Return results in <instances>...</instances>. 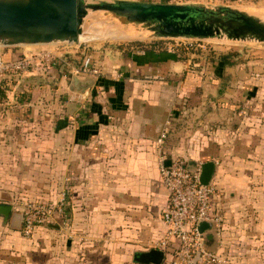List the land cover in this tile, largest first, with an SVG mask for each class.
<instances>
[{"label":"crops","instance_id":"obj_1","mask_svg":"<svg viewBox=\"0 0 264 264\" xmlns=\"http://www.w3.org/2000/svg\"><path fill=\"white\" fill-rule=\"evenodd\" d=\"M3 57L19 56L7 50ZM158 57L142 50L124 61H106L101 68L95 59L90 70L75 74L83 61L67 63L63 56L51 66L42 64L44 69L34 67L15 87L14 79L7 80L1 94L0 105L7 107L1 116L15 122L23 120L24 110L31 112V96L53 98L49 125L18 126L30 135L12 144L18 150L12 156L19 165L33 166L30 173L47 177L55 197L51 203L63 205L64 220L34 232L65 228L71 250L81 246L83 259L93 264H136V254L153 249L163 252L162 264L171 261L169 250L159 247L167 231L161 215L168 192L157 166L156 143L163 129L167 134L161 149L167 164L175 159L191 167L213 162L212 185L220 166L234 157L231 150L255 148L252 134L247 130L244 137L238 121L233 125L244 117L243 110L225 106L231 96H202L203 83L191 86V76ZM208 76L211 84L218 80L212 70ZM74 78L78 85L71 88ZM50 84L53 89L48 91ZM0 145L2 150L11 147L6 141ZM0 159L9 164L3 153Z\"/></svg>","mask_w":264,"mask_h":264},{"label":"rangeland","instance_id":"obj_2","mask_svg":"<svg viewBox=\"0 0 264 264\" xmlns=\"http://www.w3.org/2000/svg\"><path fill=\"white\" fill-rule=\"evenodd\" d=\"M167 1L205 7L227 6L264 14V0ZM83 33H89L91 38H95L78 44L0 46V51L4 53L12 50L18 56L52 53L57 59L64 56L67 63L89 60L86 69L90 70L95 66V59L101 68L100 64L106 61L113 63L120 58L124 61L128 54L150 49L149 44L159 41L147 37L140 27L124 25L101 12L90 13L86 17ZM133 34L137 35V38L127 37ZM121 35L127 38H118ZM159 50L165 51L158 58L176 63L174 67L191 76V86L204 84L205 93L202 96H231L225 106L235 111L243 110L244 118H241L240 122V118L234 119L233 125L238 121L237 126L244 132V137L248 131L252 134L250 138L254 139H251V146L255 148L243 149L236 146L230 152L234 157L220 166V174L213 185L216 189L215 210L220 218V229L216 240L206 249L222 264H264V43L172 40L162 41ZM226 54H230L235 64L225 68L217 75L218 80L211 84L213 81L208 79V73L211 70L215 72L217 65L211 63L210 58ZM75 64L67 66L75 67ZM38 67L45 68L42 64ZM28 72L12 80L14 87L20 83V77ZM101 74L104 73L101 71ZM46 89H53L52 84ZM31 97V112L24 110V118L20 122H15L13 118H2V110L7 107L5 104L0 105V143L6 141L11 145L10 148L0 149V154L3 153L9 160V164L5 165L0 159V204L9 205L13 212L22 215L26 205L51 203V200L55 199L49 179L30 173L33 166L19 165L17 158L12 156L18 151L12 144L20 140L25 141L30 135L26 130L19 131L18 126L49 125L48 116L55 106L53 98ZM32 113L37 117H33ZM7 126H10L11 130L7 129ZM1 127H5L6 134L1 132ZM41 136L44 140L46 135ZM29 153L30 151L27 156H30ZM43 229L37 230L27 238L22 232V225L21 230H13L8 223L4 224L0 217V264H93L83 259L81 246L71 250L65 228L59 231Z\"/></svg>","mask_w":264,"mask_h":264},{"label":"water","instance_id":"obj_3","mask_svg":"<svg viewBox=\"0 0 264 264\" xmlns=\"http://www.w3.org/2000/svg\"><path fill=\"white\" fill-rule=\"evenodd\" d=\"M101 12L124 25L140 27L149 38L159 41L195 40L264 43V14L227 6L205 7L126 0H0V46H35L53 43L78 44L83 24L90 13ZM78 80H72L76 88ZM168 165V164H167ZM214 163L203 164L200 184L208 186ZM3 223L21 230L23 215L0 204ZM199 224V232L210 229ZM48 229L58 227L48 225ZM163 252L150 250L136 254V264H162Z\"/></svg>","mask_w":264,"mask_h":264},{"label":"built area","instance_id":"obj_4","mask_svg":"<svg viewBox=\"0 0 264 264\" xmlns=\"http://www.w3.org/2000/svg\"><path fill=\"white\" fill-rule=\"evenodd\" d=\"M55 57L57 56L52 53H43L40 56L23 55L6 60L0 54V94L5 89L7 80L18 78L41 64L51 66L57 59ZM37 59L41 64L36 62ZM88 62L89 60H84L81 68L75 69L74 73L88 71ZM166 134L167 130L163 129L156 141L159 148L157 166L161 182L168 192L167 206L161 215L167 231L165 240L160 242L159 247L171 253L170 264H222L207 252L205 246V234L212 231L218 236L220 229V218L215 210L216 189L212 184H200L201 165L189 170L185 162L177 159L171 160L167 165L161 149ZM62 206L45 202L36 206L26 205L22 219L24 236L29 238L37 228L61 218L64 220ZM201 223H209L210 229L200 233L198 227Z\"/></svg>","mask_w":264,"mask_h":264},{"label":"trees","instance_id":"obj_5","mask_svg":"<svg viewBox=\"0 0 264 264\" xmlns=\"http://www.w3.org/2000/svg\"><path fill=\"white\" fill-rule=\"evenodd\" d=\"M160 43H162V41L152 42L151 44H149L150 49L149 50H143V51L145 53H148L149 56H153V57L162 55V53H164L165 50H162V51L159 50ZM210 62L217 65V68L215 70L216 75H220L221 72L225 68H230L235 64V62L232 60L230 54L220 55L217 57L212 56L210 58ZM3 93H4V90H3ZM1 94H0V99L3 97V96H1ZM186 166L189 170H192L195 167V166L191 167L189 164H187ZM216 238H217V236L214 232H212V231L207 232L205 234V246H206V248L209 247L210 244H212V242L216 240Z\"/></svg>","mask_w":264,"mask_h":264},{"label":"bare ground","instance_id":"obj_6","mask_svg":"<svg viewBox=\"0 0 264 264\" xmlns=\"http://www.w3.org/2000/svg\"><path fill=\"white\" fill-rule=\"evenodd\" d=\"M146 32V31H145ZM146 35H147V37H150L151 36V34L149 33V32H146ZM94 36H92V38H93ZM107 37V36H106ZM118 37V36H117ZM132 38V39H134V38H137V35H135V34H133V35H129V36H127V37H125V36H119L118 38ZM92 38H91V36L89 35V33H83L82 35H81V37L79 38V41L78 42H84V41H91L92 40ZM95 38V37H94ZM100 38V37H99ZM102 38V37H101ZM104 38V37H103Z\"/></svg>","mask_w":264,"mask_h":264}]
</instances>
